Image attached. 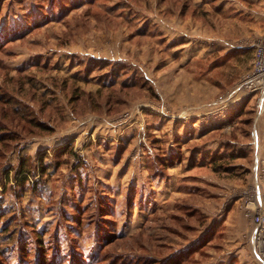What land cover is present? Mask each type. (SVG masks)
<instances>
[{
	"label": "rangeland",
	"instance_id": "obj_1",
	"mask_svg": "<svg viewBox=\"0 0 264 264\" xmlns=\"http://www.w3.org/2000/svg\"><path fill=\"white\" fill-rule=\"evenodd\" d=\"M252 3L0 0V264H260L252 231L225 242L246 181L199 164L246 127V102L206 112L250 66Z\"/></svg>",
	"mask_w": 264,
	"mask_h": 264
},
{
	"label": "crops",
	"instance_id": "obj_2",
	"mask_svg": "<svg viewBox=\"0 0 264 264\" xmlns=\"http://www.w3.org/2000/svg\"><path fill=\"white\" fill-rule=\"evenodd\" d=\"M253 7L249 8L250 20H251V29L254 32H258L257 35L261 34L264 31V0H252ZM186 46V45H183ZM181 48V47H179ZM252 59V51L251 58ZM250 65V64H249ZM247 103L246 107L244 103ZM254 97H248L242 102L241 105L245 107L243 110L238 109L235 112L234 119L237 117L239 121L237 123H243L246 127L243 130L238 128L236 131V138L230 139L225 138L220 142H217L218 147V156H225L228 159V163H218L217 166H222V171L231 174L232 183L235 181H241L244 178V181L247 183V191H253L254 194V203L264 205V99L261 102V108L256 109L251 107L254 105ZM244 139V140H243ZM241 149V150H240ZM212 150L208 151L205 159L199 161V164H206V162L211 160ZM209 155V156H208ZM247 158V161L244 160ZM237 159H242L237 161ZM256 159L258 160V167H255ZM221 159H215L219 161ZM237 161V162H236ZM241 168L238 170L237 168ZM237 169V170H236ZM231 184V182H229ZM234 185H236L234 183ZM244 188V186H243ZM244 190V193L247 192ZM237 201V200H236ZM240 207V212L235 215V218H231V215L228 219H224L226 229L228 226H231L230 230L233 231V236L225 238V242H229L232 245H237V241L241 240L246 236L249 231H252L251 222L245 219V216ZM241 246V245H240ZM242 247V246H241ZM239 250V249H238ZM237 258L240 259V253L234 254Z\"/></svg>",
	"mask_w": 264,
	"mask_h": 264
},
{
	"label": "built area",
	"instance_id": "obj_3",
	"mask_svg": "<svg viewBox=\"0 0 264 264\" xmlns=\"http://www.w3.org/2000/svg\"><path fill=\"white\" fill-rule=\"evenodd\" d=\"M254 97L255 108H261L264 99V31L253 40L252 59L249 68L243 73L234 89L224 95H219L213 108L206 112L211 115L222 117L227 115L229 109L236 108L246 98ZM229 128L227 123L225 129ZM255 167H258L256 159ZM247 194V195H246ZM245 194L244 203L245 214L252 222V232L250 237L253 254L260 264H264V205L254 203L253 191L249 190Z\"/></svg>",
	"mask_w": 264,
	"mask_h": 264
},
{
	"label": "trees",
	"instance_id": "obj_4",
	"mask_svg": "<svg viewBox=\"0 0 264 264\" xmlns=\"http://www.w3.org/2000/svg\"><path fill=\"white\" fill-rule=\"evenodd\" d=\"M233 118H231V119H233ZM0 133H1L0 134V136H1V135H4L5 133H8V132L1 130ZM1 138H0V141L3 140ZM217 157H219V156L218 155L216 157L211 156V160L206 162V164L208 163V164L212 165L213 163H215V159ZM40 160L41 161H40L39 165H40L41 170L43 171V169H45L46 162L43 160V156L40 157ZM25 163H27L25 158L19 159L17 166L13 170V179L15 180L16 183L23 184L30 177V169L28 168V166L25 165ZM217 165H219V164H217ZM7 212H8L7 209L2 205V203L0 201V238L4 235L3 232L6 231L7 225L2 226L1 225L2 224L1 219L6 217ZM201 235H203V234H201ZM39 239H41V238H39ZM46 257L47 256H45V254L43 253L41 259L39 260L40 264H49L50 263L49 258H46ZM54 260H56V261H53L54 264H61L60 260H58V258L56 256H55Z\"/></svg>",
	"mask_w": 264,
	"mask_h": 264
}]
</instances>
